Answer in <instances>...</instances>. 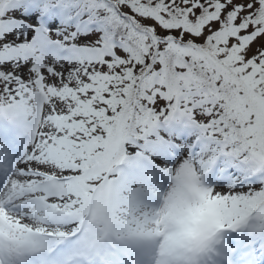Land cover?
<instances>
[{
  "label": "rangeland",
  "instance_id": "obj_1",
  "mask_svg": "<svg viewBox=\"0 0 264 264\" xmlns=\"http://www.w3.org/2000/svg\"><path fill=\"white\" fill-rule=\"evenodd\" d=\"M203 2L139 0L153 5L150 13H138L148 28L125 26L130 37L122 40L99 28L114 20L104 2L0 3V179L8 173L7 185L15 180L23 189L12 204L0 200V244L11 239L15 245L3 246L0 264H44L53 245L61 248L52 258L59 264H247L250 255L264 253V207L251 212L248 199L264 192V158L238 149L217 96L192 77L173 85L150 53L171 43L189 60V40L226 39L212 33L226 34L245 19L247 27L220 47L217 61L227 58L225 69L233 73L229 62L238 73L239 80L230 81L237 98L264 102V0H229L227 7L237 9L234 19L231 10ZM119 9L131 8L123 3ZM188 9L193 24L205 9L217 18L194 29L158 16L171 21ZM126 38L145 50L137 66L126 62ZM194 57L204 61L206 53ZM138 70L139 85L150 94L134 128L139 104L121 110L119 103L128 92L125 78ZM169 100L176 107L170 116L145 114L149 103L167 109ZM124 117L130 121L107 141L104 130ZM245 119L240 128L255 136ZM23 136L30 141L27 151L10 172V156ZM237 165L252 174H241ZM163 175H170L169 184ZM25 200L35 205L24 208ZM44 207L55 215L44 217Z\"/></svg>",
  "mask_w": 264,
  "mask_h": 264
},
{
  "label": "trees",
  "instance_id": "obj_2",
  "mask_svg": "<svg viewBox=\"0 0 264 264\" xmlns=\"http://www.w3.org/2000/svg\"><path fill=\"white\" fill-rule=\"evenodd\" d=\"M100 1L101 3L108 4L112 13L114 14V20L111 23L101 24L99 27L100 30L105 34L113 35V38L116 39H123L122 37H130L128 33L125 31V26L128 28H132V30H147V26L141 24L138 18L139 15L143 13H150L153 11V5L150 4V8L146 7L144 3H139V0H96ZM209 3H213L212 5L216 8H221L222 6L224 9L231 10L229 12V16L234 19L236 13L232 10L237 11L236 8L227 7L229 0H204ZM7 0H0V3L6 4ZM198 3H201V0H197ZM205 2V3H206ZM217 2H221L220 4ZM123 3H127L129 7L132 9L130 10H122L119 9L120 5ZM204 3V2H203ZM202 3V4H203ZM204 3V4H205ZM149 4V2H148ZM203 4V5H204ZM210 6V4H208ZM205 14L208 12L205 9ZM161 11H159L160 14ZM193 13V12H192ZM169 14V13H168ZM201 13L199 18H197L196 24H193L192 21L189 19L191 16L190 9H188L187 13L178 18L167 19L165 15L161 14L158 15L160 18L169 20V22H173L174 24H186L187 26H194V29L198 27H204L205 23L209 19H216L217 13H212L210 15H205ZM170 18V14H169ZM168 23V22H167ZM171 25L170 23H168ZM261 24V23H260ZM263 24V22H262ZM247 27V21L242 19L239 25H235L233 28L227 30L226 34H223L221 31H216L212 33L216 35L218 38H226V39H206L202 43L194 42L189 40L186 43V53L191 54H202L203 52L206 53V59L203 61L202 58L194 57V54L190 57L189 60L183 59L180 54H177L175 48L170 44H167V47L161 50L153 46L151 49L152 59L156 60L155 58H159V63L165 70V78L169 80H173V82H178L180 85L181 82H185L188 78H193L197 83L203 86L205 92L211 95L217 96L216 101L222 104V111L224 114L221 115V120L228 121L229 126L231 127L232 134L236 137V139L241 143L240 148L246 149L247 152L251 153L252 155L255 154L257 156L264 157V102L256 101L250 97H241L237 98L236 94L232 93V83L231 80L237 82L239 79L235 78V74H238L234 67L227 62V64L232 68L233 73H229L227 69H225L227 58H221V63L217 61V57L221 52L220 47L229 41L230 37L235 36V34ZM172 39H176L178 41V37L175 35ZM241 40V39H238ZM126 42L130 46V55L128 56L126 62L132 64L133 66H137V63L144 61V52L145 51L141 45L132 39L126 38ZM238 43L234 44V49H236ZM190 49V50H189ZM193 51V52H192ZM152 59L149 62H152ZM216 59V60H215ZM216 62V63H215ZM214 67V69H212ZM148 66H144L142 69V76L144 75L145 71L147 70ZM127 83L128 92L126 95L125 100L119 103V108L121 110H126L128 108L137 109V105L139 104V109L136 110L135 119H134V128L137 126V123L140 119V114L143 113L145 110L141 108L143 103L149 101V94L150 89L145 88L144 86L139 85V70L133 73H130L127 78H125ZM171 83V84H172ZM176 83H173V85ZM239 89V87H236ZM254 90V89H252ZM175 93L169 94V96L174 95ZM264 94V93H263ZM168 95V94H167ZM244 96V95H242ZM264 96V95H263ZM255 100V101H253ZM151 103L148 105V110L145 114H149L148 117L151 116H170L174 110L175 105L172 106V102L167 105V109H161L159 105H155L153 109H150ZM118 108V109H119ZM227 110V112H225ZM118 111V110H117ZM230 111L232 117L230 118ZM246 118L243 122H248L254 124V132H256L255 136H252L253 132L243 130L240 128L243 118ZM263 117V118H261ZM130 121L128 117H124L119 119V123H115V120L111 123L110 130L105 129L106 133L108 134L109 138L112 140L114 139L113 134L116 133V128L123 123ZM239 123V124H234ZM133 126V123H131ZM240 128V129H239ZM136 134V132H133ZM236 169H239L240 173L243 175L252 174V169L248 167L239 166ZM253 200L251 204L253 207L264 203V192L258 193L252 197ZM250 199V198H249Z\"/></svg>",
  "mask_w": 264,
  "mask_h": 264
},
{
  "label": "bare ground",
  "instance_id": "obj_3",
  "mask_svg": "<svg viewBox=\"0 0 264 264\" xmlns=\"http://www.w3.org/2000/svg\"><path fill=\"white\" fill-rule=\"evenodd\" d=\"M14 181L12 180L7 187H5V186L1 187L0 186V200H5V201L7 200V202H12V200L19 195V192L23 191L22 185L15 183ZM24 185L28 186L29 183L26 182V183H24ZM66 197L69 198V196H66ZM57 202L59 204L65 203V198L62 196L60 199L57 200ZM34 205L35 204H30L26 208L32 207ZM44 208H47V209L41 210L42 215L44 217H48V215H51L53 217L55 215L54 209H52L53 207H44ZM34 219L41 220L42 218H40L39 216H36V217H34ZM9 245L12 249H14L15 245L13 243H11V239H6V243L0 244V251H3L4 247L8 248Z\"/></svg>",
  "mask_w": 264,
  "mask_h": 264
}]
</instances>
